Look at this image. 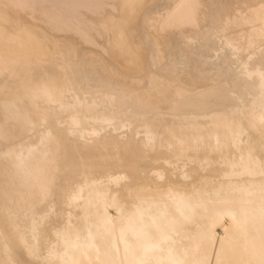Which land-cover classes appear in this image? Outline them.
I'll return each mask as SVG.
<instances>
[{
  "label": "bare ground",
  "instance_id": "1",
  "mask_svg": "<svg viewBox=\"0 0 264 264\" xmlns=\"http://www.w3.org/2000/svg\"><path fill=\"white\" fill-rule=\"evenodd\" d=\"M127 3L111 66L206 88L144 103L0 5V264H264V0Z\"/></svg>",
  "mask_w": 264,
  "mask_h": 264
},
{
  "label": "rangeland",
  "instance_id": "2",
  "mask_svg": "<svg viewBox=\"0 0 264 264\" xmlns=\"http://www.w3.org/2000/svg\"><path fill=\"white\" fill-rule=\"evenodd\" d=\"M1 1H2V4H0V5H4L3 3L6 4V1H7V7L8 6L10 7L9 9H10V12L12 15H15V16L20 15V18H21L20 23L30 22V21L32 22V24L28 23V25L23 29V33L35 35L34 31H37V32L46 31V32H48V34H50L53 37V40L55 39L54 40L55 42H59V44L63 45V46H68L70 48V50L75 55L76 54L80 55V54L84 53V55L87 58L89 57L90 59L92 58L91 60L99 62V64H100L99 67L100 68L102 67L101 69L102 70L104 69L103 71L108 73L109 76L112 79H114L116 84H119L122 88L124 87V89L131 91V93H133V91L135 92V94L137 93L138 94L137 97L139 96L138 99L140 98L141 100H143L144 103L150 99H154V100H164L166 102L165 104H171L176 100L175 98L178 97L179 94L180 95L184 94L181 92H185L186 94H187V92L193 93V92L201 90L202 87L206 88V86L209 85V83H206V82H201V83L198 82L199 84L196 83V84L191 85L192 82H190V81L192 80L193 75L189 74V73H191V71L189 69L185 70V71H187L185 74H183L184 70L176 72V73L167 71V72H165L166 74H164V72H161L162 73L161 74L160 72H153L151 69L147 70L148 68H146V69H142L141 75L138 74L141 72V70L138 73L135 71L134 72L135 75L134 74L130 75V74L125 73L124 70H122L117 65L111 66L110 63H111V61H113L115 59L116 53H118L119 49H118V46H116L115 43L113 42L114 37L110 35L109 29L105 28L104 26H105V24L109 23L110 21H113V20L118 21V18L121 20V18L123 17L122 16L123 11L125 10V8L128 4L127 0H99V1L98 0H92V1H90V0H27V1L26 0H9V1L4 0V2H3V0H0V3H1ZM200 1L201 0H197V2H196V0H194V2H193V0H192V3L194 5L191 4V6H188V8L187 7L184 8L183 10L185 12L182 11L184 13V15L180 11L182 14L179 12V14H177L178 16L176 15L172 18L170 17L171 18L170 20L167 19V21L169 20L170 22L168 23L166 21L167 25H165L166 28H165V30L163 29L164 31L162 30L163 31L162 33L166 32V31H170L171 28H174L178 25L180 26L182 24H183L182 26H185V24L188 23V25H186V27H188V28H189V26H192V27L195 26V23H197L199 21V19L201 18V15H200L201 13H199V12L202 10L200 8V5H202V4H200ZM104 3H105V6H104ZM196 3H199L200 5L196 4ZM4 6H6V5H4ZM194 6H195V8H193ZM16 12H18V13H16ZM154 13L156 14V12H153V14ZM151 16H149V18L147 16L145 19L148 18L147 20L149 21L151 19L156 18V16L152 15V13H151ZM181 16H183V17H181ZM184 18H186L185 19L186 22H185ZM38 19H40V21ZM56 19H58V20H56ZM190 19H192V20H190ZM32 20H34L35 22ZM147 20H145L146 23H148ZM194 20L197 22H195ZM183 22H185V23H183ZM43 23H44V25H42ZM180 23H182V24H180ZM118 24H119V26L122 25V23H118ZM54 27H55V29H54ZM53 33L55 35H53ZM162 33H161V36H166V34H167V32L164 33L163 35H162ZM142 35H143V32L140 31L138 33V36L141 37V39L139 38V40H138V46H139L138 52L144 55V53H146V50H148L147 46H149V45H148V43L146 44V41L145 42L143 41L144 43H142V37H143ZM81 38H83V39H81ZM13 41H17V39H14ZM142 44H146V45L144 46ZM10 51L11 50H9V52ZM134 59H135V57H134ZM105 66H107V67H105ZM109 66H110V68H109ZM172 73L175 76L170 75ZM180 73H182L184 76ZM138 75H140V77ZM133 76H134V78H133ZM145 76H146V78H145ZM172 76L174 78H172ZM163 77H165V78H163ZM188 77H191V78H188ZM147 78H149V79H147ZM151 78H153V80L157 81V82L151 84V82H154V81H152ZM187 78H188V80H187ZM166 79H168V80L173 79L176 82H180V84L181 83L182 84L181 85L179 83L174 84L175 81H173V82L170 81V82H172V84H169V81H167ZM146 80L148 81V83L146 82ZM122 82H123V84L127 83L126 84L127 87L125 85L124 86L121 85ZM143 82H145V83L141 84ZM165 82L168 83L170 86L168 85V87H166V86L164 87V85H167ZM139 83H140L141 87H139ZM149 84H151L152 86H150ZM177 84H179V85H177ZM153 85H155V88ZM157 85L159 88L157 87ZM171 85L173 87H171ZM149 86L152 87L151 88L152 91L149 88ZM169 87L171 89L170 91H168ZM165 88L167 90H165ZM180 88H182V89H180ZM154 89H155V91H154ZM156 89L159 90L160 92L156 91ZM183 89H185V90H183ZM202 90H203V88H202ZM176 91H178V92H176ZM170 92H172V93H170ZM163 93L170 94V95L168 96V95L164 94L165 96L163 95L164 96L163 97V96H161ZM193 94H191V95H193ZM131 96H134L135 98H133ZM131 96H130L131 101H133L134 99H135V101H137L136 95L131 94ZM167 98H168V100H167ZM0 124H1V122H0ZM220 230H221V228H220Z\"/></svg>",
  "mask_w": 264,
  "mask_h": 264
}]
</instances>
